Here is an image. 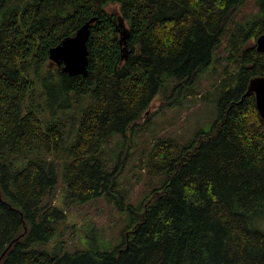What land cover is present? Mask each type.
Returning a JSON list of instances; mask_svg holds the SVG:
<instances>
[{
    "label": "trees",
    "instance_id": "16d2710c",
    "mask_svg": "<svg viewBox=\"0 0 264 264\" xmlns=\"http://www.w3.org/2000/svg\"><path fill=\"white\" fill-rule=\"evenodd\" d=\"M248 1L0 0V264H264V120L246 95L264 78L255 46L264 0H252L257 15L227 39L207 131L182 145L160 138L150 151L145 173L160 184L130 208L119 246L103 251L85 236V250H48L70 205L125 197L105 146L135 129L169 81L178 96L192 94L182 82L206 73L230 12ZM117 14L128 28L124 53ZM92 18L87 75L42 72L49 49ZM46 75L40 100L51 113L37 114L34 79ZM71 97L89 104L68 137L64 111H53Z\"/></svg>",
    "mask_w": 264,
    "mask_h": 264
},
{
    "label": "rangeland",
    "instance_id": "374dc122",
    "mask_svg": "<svg viewBox=\"0 0 264 264\" xmlns=\"http://www.w3.org/2000/svg\"><path fill=\"white\" fill-rule=\"evenodd\" d=\"M256 15L257 8L252 0L240 8L232 10L228 16L230 21L226 27L227 34L221 45L215 50L209 69L204 75L196 77V80L190 79V81H185L186 84L182 82V86H190L189 90L190 92L193 90L192 94H187L186 97L178 96V93L173 91V86L178 81H169L165 88L156 95L151 103V108L140 118L132 132H128L122 138L114 136L110 139L105 146L106 155L104 158L108 161L109 166L115 160L118 161V187L124 189L125 197L116 198L114 202L108 201L105 197H98L82 205H70L69 209L65 211V221L59 224L54 239L48 244L49 251L54 248L60 253L85 250V236L103 251H112L119 246V238L126 227L130 208L139 206L145 200L144 198L148 197L160 184L159 178L145 173V165L150 151L160 138L173 139L182 145L191 141L196 131H207L217 117V102L220 95L218 81L224 71V66H226L224 59L227 39L233 34L235 23L248 20ZM229 27L230 30H228ZM252 44L253 41H250L244 46ZM48 68L54 71L56 65L49 61L42 68V72ZM48 77L46 75L34 79L37 88V95L34 98V102L38 105L35 111L37 114L40 112L51 113L49 112L50 108L45 109V103L52 105L51 101L40 100L45 83H50ZM52 85L53 83L48 87L51 88ZM71 101L73 103L61 102V109L56 105L53 111L56 116L61 110L64 111L61 114L62 124L65 125L64 131L65 134L68 132V137L71 134L72 136L76 134V125L73 123L72 116L77 114L80 108L89 104V101L86 100L84 101L85 105H78L72 97ZM118 143L121 147L124 145V148L116 147ZM56 190L53 203L61 195L60 189ZM82 237H84L83 241ZM33 247L39 249L40 246Z\"/></svg>",
    "mask_w": 264,
    "mask_h": 264
},
{
    "label": "water",
    "instance_id": "95a60500",
    "mask_svg": "<svg viewBox=\"0 0 264 264\" xmlns=\"http://www.w3.org/2000/svg\"><path fill=\"white\" fill-rule=\"evenodd\" d=\"M42 1V0H40ZM116 29L119 34L121 52L126 50L128 28L120 15L117 14ZM96 21L90 19L83 24L73 36L64 38L57 46L49 49L48 60L60 68V72L70 76H86L88 66L87 42L90 36V27ZM256 50L264 53V35L259 36L255 42ZM123 59L125 56H122ZM246 95L252 93L260 117L264 120V78L255 77L249 81Z\"/></svg>",
    "mask_w": 264,
    "mask_h": 264
},
{
    "label": "bare ground",
    "instance_id": "6f19581e",
    "mask_svg": "<svg viewBox=\"0 0 264 264\" xmlns=\"http://www.w3.org/2000/svg\"><path fill=\"white\" fill-rule=\"evenodd\" d=\"M153 156V155H152ZM150 160H152V158L150 157ZM151 162V161H150Z\"/></svg>",
    "mask_w": 264,
    "mask_h": 264
}]
</instances>
